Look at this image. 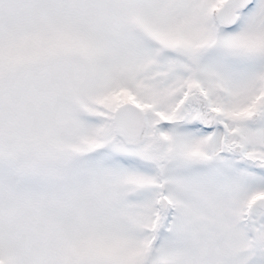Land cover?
<instances>
[{"label": "snow or ice", "instance_id": "obj_1", "mask_svg": "<svg viewBox=\"0 0 264 264\" xmlns=\"http://www.w3.org/2000/svg\"><path fill=\"white\" fill-rule=\"evenodd\" d=\"M0 264H264V0H0Z\"/></svg>", "mask_w": 264, "mask_h": 264}]
</instances>
